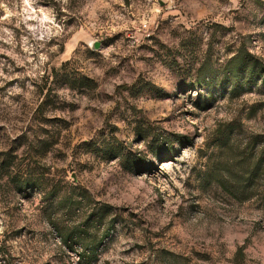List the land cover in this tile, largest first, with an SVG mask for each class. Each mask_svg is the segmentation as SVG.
Returning a JSON list of instances; mask_svg holds the SVG:
<instances>
[{"label":"rangeland","instance_id":"rangeland-1","mask_svg":"<svg viewBox=\"0 0 264 264\" xmlns=\"http://www.w3.org/2000/svg\"><path fill=\"white\" fill-rule=\"evenodd\" d=\"M261 159L264 0H0V264H264Z\"/></svg>","mask_w":264,"mask_h":264},{"label":"trees","instance_id":"trees-1","mask_svg":"<svg viewBox=\"0 0 264 264\" xmlns=\"http://www.w3.org/2000/svg\"><path fill=\"white\" fill-rule=\"evenodd\" d=\"M261 166L262 167H264V162L262 161V159L261 160H259V162H258V164H257V168L256 169H254V173H253V177L260 171V169H261ZM212 173H219L220 171H219V168H215V167H213L212 168ZM248 174V173H247ZM221 176V175H220ZM220 178V177H219ZM225 181L222 179V178H220V180L218 181V183L220 184V185H224L225 183H224ZM109 230V229H108ZM107 233H108V231H107ZM106 233V234H107Z\"/></svg>","mask_w":264,"mask_h":264}]
</instances>
